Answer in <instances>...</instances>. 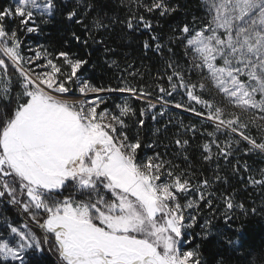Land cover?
Masks as SVG:
<instances>
[{
  "label": "snow or ice",
  "instance_id": "snow-or-ice-1",
  "mask_svg": "<svg viewBox=\"0 0 264 264\" xmlns=\"http://www.w3.org/2000/svg\"><path fill=\"white\" fill-rule=\"evenodd\" d=\"M131 2L136 4V0ZM136 6L161 16L179 8L170 0ZM201 6L205 15L199 24L193 18L191 24L176 29L179 36L175 40L183 46L186 62L167 63L169 89L157 85L161 94L157 99L163 107L181 92L188 103L174 106L214 125L215 132H207L208 139L198 145L204 162L217 163L213 180L203 172L197 175L173 164L160 153L141 160L138 150L152 145L126 133L125 117L136 115L126 101L116 105L118 114L107 109L98 112L104 103L101 93H129L143 101L151 96L146 87L134 86L123 76V87L96 86L79 75L88 61L66 51L58 52L55 59L46 50L36 51L34 57L22 54L11 22L19 19L27 32L38 31L36 17L51 16L55 0H14V6L0 8V197L18 205L43 233L38 236L27 223L19 227L7 223V234H0V260L27 264L29 250L43 251L48 246L58 264H204L198 249L181 251L180 246L187 243V230L198 222L201 203L209 208L213 205L215 193L210 189L222 179L219 161L231 164L241 143L248 145L245 155H264V139L258 142L249 133L253 125L264 128V0H201ZM80 8L87 16L96 10V4L76 0L66 18L74 20ZM76 22L83 23V19ZM115 22L101 7L85 31L107 32ZM121 23L129 30L142 26L151 31L153 27L144 15L135 13ZM72 35L80 42V36ZM90 38L97 45L104 43L103 38ZM152 40L154 50L163 54L165 45L159 42L160 37L153 35ZM83 44L87 46L88 40ZM144 46L152 47L148 41ZM168 51L173 52L171 48ZM41 58L44 64H40ZM56 59H62L63 64ZM193 74L199 79L193 80ZM17 82L20 91L14 95ZM73 91L81 98L73 97ZM205 94L213 98H205ZM213 94L239 111L226 113ZM155 107L148 101V109ZM244 113L251 114L247 121L242 119ZM145 115L141 108L140 116ZM144 125L145 120L139 119L138 126ZM185 132L195 137L200 129L193 124ZM224 133L237 147L233 139L219 140ZM173 143L175 156L182 155L188 162L189 140L177 134ZM231 167L233 174L241 168L252 173L247 162L241 165L237 160ZM258 176L249 175L248 183L264 187V168ZM220 199L225 225L230 226V213L235 209L248 211L232 196ZM251 212L255 214L257 209ZM201 228L205 239L217 234L227 249L242 247L238 240L214 233L212 219H206Z\"/></svg>",
  "mask_w": 264,
  "mask_h": 264
},
{
  "label": "trees",
  "instance_id": "trees-1",
  "mask_svg": "<svg viewBox=\"0 0 264 264\" xmlns=\"http://www.w3.org/2000/svg\"><path fill=\"white\" fill-rule=\"evenodd\" d=\"M86 2L95 3L96 10L85 16L83 8H80L79 15L70 21L66 18V12L76 7V0H55L56 8L51 16H37L35 19L34 24L38 26V31L29 33L24 29L22 33L16 27L19 39L23 36V43L42 45L52 54V57H56L60 51H66L75 58L87 60V65L82 68L79 75L89 79L96 86L123 87V84L120 83V77L123 76L134 86L146 87L151 92V96L143 101L128 93L118 91L105 93L103 94L102 108L112 107L113 109L111 102L116 103L124 98L136 113L135 116L125 117L126 133L132 139L138 135L144 145H152L148 148L142 147L138 150V155L143 151L148 154L160 153L164 159L171 160L173 164L190 169L197 175L203 172L205 176L213 180L217 163L213 161L209 165L204 162L200 157L198 145L208 139L207 132H215L214 125L202 121L183 108H176L174 106L176 103H188L187 97L182 96L181 92H177L169 99L168 104L171 106L162 107V101L157 99L161 95L157 85L169 89L167 75H170L171 72L167 69V63L169 61L180 64L186 62L183 46L179 40H175V37L179 36L176 29L185 23L191 24L193 18H196L199 24L205 15L201 0H170L172 5L178 4L179 8L167 16H161L159 12L149 14L142 6L139 8L136 6L137 4H149L151 0H136V4H133L131 0H86ZM11 3L12 0H0V8L7 7ZM101 7L103 13H106L110 20L114 18L116 22L107 32L100 31L97 34L93 30L90 34L85 31V26L91 28L90 21ZM133 13L136 16L144 15L146 19L150 20L153 25L152 30L147 31L142 26L136 30H129L126 24L121 23ZM81 19H83V23L78 24L76 20ZM14 24L15 21H12L10 26L13 27ZM73 33L80 36V42L73 38ZM90 35L94 36L96 40L103 38L104 43L100 45L93 43ZM153 35L160 37L159 42L165 45L163 54L154 50ZM85 39L88 40L87 46L83 44ZM145 41H148L152 47L146 49ZM169 48L173 50L172 53H169ZM56 60L60 63L63 62L62 59ZM113 61L116 63L113 64ZM9 72L12 74L11 69ZM128 73H136V75H128ZM196 77L193 74L192 79L197 80ZM16 92H19L18 82L13 94L15 95ZM205 98L213 97L205 94ZM148 101L155 103L156 107L148 109ZM141 108L146 111V115L143 117L140 116ZM161 112L164 114L160 115ZM153 116L156 117L155 120ZM141 118L145 120V125L142 128L138 126V120ZM242 119H244L243 116ZM193 124L200 129L195 137L191 132H185V128H189ZM200 133L205 134L201 135ZM249 133L258 142L264 139V128L258 129L253 125ZM177 134H180L181 139H188L190 142L188 162L184 161L182 155L179 158L175 156L177 148L173 141ZM226 139L233 138L227 133L219 135L221 142ZM233 146L237 147L234 139ZM238 147L239 152L233 155L231 164H225L223 159L219 161V175L222 179L214 182L210 189L215 193L213 205L209 208L201 203L198 222L193 225L190 233L191 239L186 246L188 250L198 249L204 264H218L221 259L224 260V264H264V187L248 183L249 175L259 178V169L264 168V155L258 152L245 155V149L248 147L246 143H241ZM237 160L241 165L247 162L252 168V173L244 172L241 168L238 174H233L231 165L236 164ZM67 194L68 192L65 191V195ZM222 195L232 196L235 203H242L248 210L245 214L244 211L237 208L230 213L233 217L230 226L224 223L225 207L220 199ZM252 208L257 209L255 214H252ZM206 219H212L214 233L238 240L242 247H235L234 250L227 249L220 242V235L217 234L210 235L205 239L201 225L205 223ZM24 220L32 225L35 224L18 205L9 203L7 197H0V234H7V223L19 226L24 223ZM36 232L39 236L43 235L41 230H36ZM26 259L27 264H58L57 256L54 251H49L48 246H45L43 251L29 250L26 253ZM0 264H14V262L0 260Z\"/></svg>",
  "mask_w": 264,
  "mask_h": 264
},
{
  "label": "rangeland",
  "instance_id": "rangeland-1",
  "mask_svg": "<svg viewBox=\"0 0 264 264\" xmlns=\"http://www.w3.org/2000/svg\"><path fill=\"white\" fill-rule=\"evenodd\" d=\"M11 5L12 6H14V0H12V3H11ZM37 18V17H36ZM29 26H31V25H29ZM16 27H18L19 28V32H24V29H26V28H23V27H21L20 26V21H19V19H17V20H15V24H14V26L12 27V28H16ZM23 39V36L21 37V39H20V42H21V52H22V54L24 55V56H26V57H34L35 56V53H36V51H44V50H46L47 51V49H45L42 45H36V44H34V45H31L30 43L28 44V43H23L22 40ZM48 52V51H47ZM54 59H55V57H53ZM40 62V64H44V60H43V58H41V60L39 61ZM55 62L56 63H58V64H63V62H58L57 60H55ZM66 71H68L69 69H65ZM197 78V80L199 79V77L197 76L196 77ZM69 87L71 88L72 86L71 85H69ZM19 91H20V89H19ZM103 94H105V93H101L100 95L101 96H103ZM129 94V93H128ZM214 95V94H213ZM72 96L73 97H75V98H77V99H79V98H81L80 97V94H79V92L78 91H73L72 92ZM213 97V96H212ZM92 97H91V94L89 95V97H88V99H91ZM214 99H215V101H216V103H217V105L218 106H221V107H223L224 109H225V112L226 113H228V112H233V111H239L238 109H235V108H233L231 105H229L228 103H227V101H224L223 100V98L221 97V96H218V95H214ZM123 102H125V99L124 98H121L120 100H118L116 103L115 102H111V104H112V106H113V109H112V107H110V108H102V104L100 105V107L98 108V112H102V111H105V109H107L108 111H109V113H116V114H118V111H117V108H116V105L117 104H121V103H123ZM157 102H159V101H157ZM194 103V102H193ZM162 104H163V102H162ZM165 106H171L170 104H167V105H165ZM196 107H199L200 108V106L199 105H195ZM191 114H193V113H191ZM193 115H195V114H193ZM251 114L250 113H244V114H242V116H243V118H244V120L246 121L248 118H249V116H250ZM166 118H168V116H165ZM146 148V147H145ZM148 148V147H147ZM154 154H148V153H145L144 151L140 154V155H138L139 156V158L141 159V160H143V159H146L147 157H149V156H153ZM193 198H194V195H193ZM182 203L184 202V201H181ZM192 214H195V212H193ZM21 215H22V212H21ZM198 219H199V217H198ZM25 223H27L28 224V226L32 229V231H34L36 234H37V232H36V230H40L39 229V227L36 225V224H30V223H28V221L27 220H24V223H22L21 225H19V226H22V225H24ZM18 226V227H19ZM192 229V228H191ZM191 229H188L187 231H188V233H189V235H190V233H191ZM42 232V231H41ZM43 234V233H42ZM38 235V234H37ZM189 235H185L184 236V240L185 241H187V243L186 244H183V245H181L180 246V250L181 251H187L188 249H186V246H187V244H188V241L190 240L189 239ZM39 236V235H38Z\"/></svg>",
  "mask_w": 264,
  "mask_h": 264
}]
</instances>
